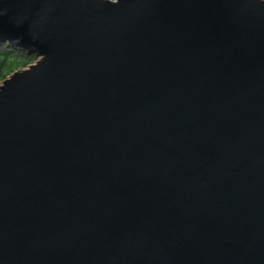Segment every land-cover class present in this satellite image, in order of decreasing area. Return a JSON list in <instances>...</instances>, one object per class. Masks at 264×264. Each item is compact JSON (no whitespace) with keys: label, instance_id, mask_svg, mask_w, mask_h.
<instances>
[{"label":"water","instance_id":"obj_1","mask_svg":"<svg viewBox=\"0 0 264 264\" xmlns=\"http://www.w3.org/2000/svg\"><path fill=\"white\" fill-rule=\"evenodd\" d=\"M0 264H264V0H0Z\"/></svg>","mask_w":264,"mask_h":264},{"label":"trees","instance_id":"obj_2","mask_svg":"<svg viewBox=\"0 0 264 264\" xmlns=\"http://www.w3.org/2000/svg\"><path fill=\"white\" fill-rule=\"evenodd\" d=\"M33 56L10 45L0 44V79L12 73L19 66L31 63Z\"/></svg>","mask_w":264,"mask_h":264},{"label":"rangeland","instance_id":"obj_3","mask_svg":"<svg viewBox=\"0 0 264 264\" xmlns=\"http://www.w3.org/2000/svg\"><path fill=\"white\" fill-rule=\"evenodd\" d=\"M0 44H5V43H0ZM5 45H8V44H5ZM32 55V54H31ZM33 56V59H32V62L31 63H28L26 66H19V67H17L14 71H16V70H18V69H20V68H26L27 66H29L30 64H32V63H34V61H36V59H37V57L36 56H34V55H32ZM13 71V72H14ZM12 72V73H13ZM12 73H10V74H8L6 77H8V76H10ZM3 79H0V81H2Z\"/></svg>","mask_w":264,"mask_h":264}]
</instances>
